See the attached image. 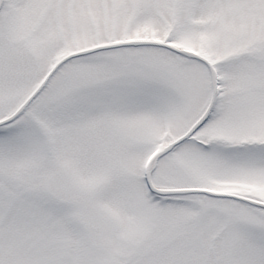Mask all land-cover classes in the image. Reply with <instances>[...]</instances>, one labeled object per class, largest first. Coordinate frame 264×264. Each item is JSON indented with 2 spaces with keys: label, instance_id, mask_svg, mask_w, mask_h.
<instances>
[{
  "label": "snow or ice",
  "instance_id": "snow-or-ice-1",
  "mask_svg": "<svg viewBox=\"0 0 264 264\" xmlns=\"http://www.w3.org/2000/svg\"><path fill=\"white\" fill-rule=\"evenodd\" d=\"M0 264H264V0H0Z\"/></svg>",
  "mask_w": 264,
  "mask_h": 264
}]
</instances>
